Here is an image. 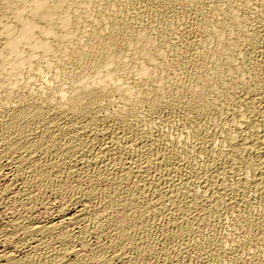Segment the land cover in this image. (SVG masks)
<instances>
[{"label":"bare ground","instance_id":"1","mask_svg":"<svg viewBox=\"0 0 264 264\" xmlns=\"http://www.w3.org/2000/svg\"><path fill=\"white\" fill-rule=\"evenodd\" d=\"M0 264H264V0H0Z\"/></svg>","mask_w":264,"mask_h":264}]
</instances>
